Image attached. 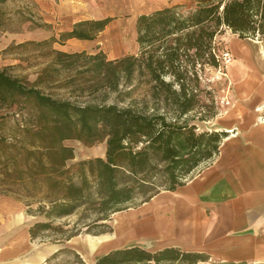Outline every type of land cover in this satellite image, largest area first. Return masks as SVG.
Returning <instances> with one entry per match:
<instances>
[{
	"label": "trees",
	"instance_id": "obj_1",
	"mask_svg": "<svg viewBox=\"0 0 264 264\" xmlns=\"http://www.w3.org/2000/svg\"><path fill=\"white\" fill-rule=\"evenodd\" d=\"M113 20H80L41 43L94 40ZM225 29L264 41V0H199L190 10L164 6L137 17V53L108 59L101 50L51 47L53 59L33 81L12 75L7 67L0 70V195L22 201L28 214L42 216L29 227L31 239L65 243L83 226L94 235L112 232L106 222L112 213L139 195L144 202L160 190H176L219 153L229 132L199 130L198 123L218 114L201 74L206 66L221 65ZM61 71L92 99L45 93ZM11 120L14 124L8 125ZM67 139L106 143L105 157L78 162L79 183L71 176L68 161L75 151ZM32 203H37L35 209ZM80 208L71 228L56 223ZM67 253L74 255L68 256L69 264H88L67 248L45 263ZM208 259L178 246L151 250L131 244L98 255L91 264H196Z\"/></svg>",
	"mask_w": 264,
	"mask_h": 264
},
{
	"label": "crops",
	"instance_id": "obj_2",
	"mask_svg": "<svg viewBox=\"0 0 264 264\" xmlns=\"http://www.w3.org/2000/svg\"><path fill=\"white\" fill-rule=\"evenodd\" d=\"M83 1L36 0L49 24L59 20L61 12L68 14L64 30L77 21L96 18L84 14ZM44 29L36 27L33 34L41 33V40L54 35ZM22 32L6 31L4 36L20 41ZM90 41L72 38L66 43L77 44L75 50L81 51L89 50ZM259 45L264 47V41H247L251 55L238 59L234 55L228 66L235 102L216 120L219 129L229 132L219 153L176 190H160L149 200L116 212L114 236L87 237L91 260L86 263L132 242L152 250L178 246L209 256L196 264H264V57L258 56ZM54 48L61 47L54 44ZM234 64L236 74L231 75ZM27 210L24 202L0 195V264H46L61 248L31 239L29 227L35 216ZM128 231L130 235L124 236ZM76 240L75 236L66 243ZM214 257L220 260L215 262Z\"/></svg>",
	"mask_w": 264,
	"mask_h": 264
},
{
	"label": "rangeland",
	"instance_id": "obj_3",
	"mask_svg": "<svg viewBox=\"0 0 264 264\" xmlns=\"http://www.w3.org/2000/svg\"><path fill=\"white\" fill-rule=\"evenodd\" d=\"M198 1L199 0H84L83 12L85 15L96 18H104L107 16L114 17V20L109 24V26L102 31L97 38L89 42V50L86 51L88 53H92V50H94L93 52L101 50L106 53L108 59L112 57L118 58L128 53H137L139 46L136 41V21L140 14L149 13L157 8L172 5H179L183 7V10H190L196 7ZM47 9H50V5ZM62 14L63 13L61 12V14L58 15L60 17L59 20L53 24H49L44 21V17L40 12V8L36 0H6L0 2V70L7 67L8 72L12 75L28 78L31 81L35 80L40 69L47 62L53 59L51 47H54V45H51L50 43H41L44 41L40 38L41 33L33 34V30L36 27L44 26L43 28H48L51 34L59 36V34L63 32L64 28L69 25L68 14ZM21 30H23L22 34L25 33V35H22V38L20 37V41H17L16 39L13 40L12 35L4 36V32L6 31L11 33ZM23 38L29 39L23 41ZM220 39L224 43V48L226 49L223 51V55L221 57V65L219 67L206 66L201 74L203 87L206 91H210L213 95L218 114L210 120L198 123L199 130L219 129V125L216 123L217 117L235 102L233 95L235 85L234 81L229 77L228 66L233 61L234 55L237 59L239 57H243V55L239 53V48H248L247 41L253 42L251 39L254 38H241L237 33L232 32L230 29H225L220 35ZM254 40L260 41V39L257 38ZM56 45L57 47H61L57 49L68 52L75 51V49L79 47L77 44L67 43H65L64 46H61L58 43H56ZM226 52H229L230 56L232 55V61L230 63L226 62L224 59V54ZM258 56L260 57V55ZM231 67V75H235V64ZM61 72L62 74L58 77L59 81L55 83L49 82L47 84L48 87H45L44 89L45 93H51L52 95L58 97H79L80 99H92V94L79 92L75 84H71L69 80L65 79L68 76L67 72ZM67 84L69 85V88L64 86ZM1 111L2 110H0V113ZM10 124H14V122L11 120L8 125ZM65 144L73 147L75 151V157L74 159L68 161V165L72 166L71 176L77 183L80 182V177L78 175L79 172L75 167L79 161L94 157H105V141L95 145H86L76 139H67L65 140ZM195 172L196 169L190 174V176ZM140 200L141 195L137 196L133 203L123 205V208L120 211H126L128 208L141 203ZM31 206L35 209L37 207V203H32ZM82 212L83 208H80L76 213L60 219L56 223H62L65 224V228H71L79 220ZM115 213H112L110 215V219L106 220L108 225L113 228L112 232L94 235L92 233H88L86 231V226H83L81 232L76 236L77 240L75 243L67 244V241L65 243H58L52 241L49 237L43 238V240L41 238L38 239H40V243L46 245L59 244L61 245L60 249L67 248L75 253H78L84 261L90 262L91 259L89 255H91V252L88 247L87 237L100 239L101 237L111 238L114 236ZM35 219H42V216H37L34 220ZM93 229L98 228L94 227ZM129 244L138 243L130 242ZM143 244L146 245V243ZM146 248L150 249V247ZM69 255L70 254L67 253L60 256L55 259L52 264H69V259H71L70 257H74V255L71 254L68 258ZM213 260L218 262L220 259L218 257H214Z\"/></svg>",
	"mask_w": 264,
	"mask_h": 264
},
{
	"label": "bare ground",
	"instance_id": "obj_4",
	"mask_svg": "<svg viewBox=\"0 0 264 264\" xmlns=\"http://www.w3.org/2000/svg\"><path fill=\"white\" fill-rule=\"evenodd\" d=\"M251 41H253V43H256V44H259V41H257V40H254V39H251ZM259 48L257 49V52H258V55H260V57H264V47H262L261 45H259L258 46ZM239 53L241 54V55H243L244 57H247V56H250L251 54H250V50L248 49V48H246V47H240L239 48ZM232 61V55H231V59L229 60V62L228 63H230ZM124 219V218H123ZM122 221V220H121ZM123 228V227H122ZM125 229V228H124ZM126 235H130L129 234V231L127 232V233H125L124 234V236H126ZM123 236V237H124ZM118 238V237H117ZM118 243H120V242H118ZM100 247H102V246H100ZM105 248V247H104ZM107 248V247H106Z\"/></svg>",
	"mask_w": 264,
	"mask_h": 264
},
{
	"label": "built area",
	"instance_id": "obj_5",
	"mask_svg": "<svg viewBox=\"0 0 264 264\" xmlns=\"http://www.w3.org/2000/svg\"><path fill=\"white\" fill-rule=\"evenodd\" d=\"M224 59L226 60V62H229V60L231 59V56H230L229 52H226L224 54Z\"/></svg>",
	"mask_w": 264,
	"mask_h": 264
}]
</instances>
